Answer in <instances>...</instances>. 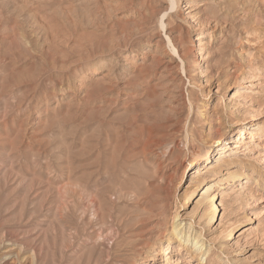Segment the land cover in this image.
Instances as JSON below:
<instances>
[{"label": "rangeland", "instance_id": "374dc122", "mask_svg": "<svg viewBox=\"0 0 264 264\" xmlns=\"http://www.w3.org/2000/svg\"><path fill=\"white\" fill-rule=\"evenodd\" d=\"M175 1L0 0V264H264V0Z\"/></svg>", "mask_w": 264, "mask_h": 264}, {"label": "bare ground", "instance_id": "6f19581e", "mask_svg": "<svg viewBox=\"0 0 264 264\" xmlns=\"http://www.w3.org/2000/svg\"><path fill=\"white\" fill-rule=\"evenodd\" d=\"M170 2L172 4V7H173V5L176 4L175 0H170ZM161 25L163 26V23H161ZM257 129L260 130L259 133L264 134V126L263 125H259L257 127ZM246 133H247V127L246 126L238 127L237 132H235L232 136H230L231 139L236 138V140H238L237 143H234V145L232 146V149L237 150L240 147V142L242 141V139ZM231 139L226 138V139H222L218 142L217 145H220L221 147L218 150V154H217L218 156L215 159V166H217L216 165L217 163H221V162L228 163V160H230V158L232 157L233 153L231 154V150L230 151L225 150L226 143L230 142ZM212 153H213V150H207L205 155H204V159L211 158ZM239 172H240V170H238L237 168L234 170H231L229 172H225V173H227L226 178H228V180H229V179H233L235 177H239L241 174H243V175L248 174L246 171H244V172L242 171L240 174H239ZM252 176H253V173L250 174V176H248L246 178L244 177V179H243L244 182H247L248 178L252 177ZM245 179H247V180H245ZM253 181H254L255 185L261 186V181H260L259 177H254ZM207 193H208V190H207V188H205V190L203 192H201L200 197L196 200L197 205H200L203 202H205V204L209 203V200H207L206 196H204ZM186 195H189V194H186ZM211 201H212V205H209V206L206 205L204 207V209L202 210V216L208 220L207 222H210L212 219H214L217 216V213H219V211H220L219 209H217L218 205L216 204V200H214V197L211 198ZM168 232L169 233H168V237L166 238V244H165V252L166 253H167V250H169L170 243L173 239H177V243L179 244V246L183 245L182 244L183 242H185V246L187 245V243H190L192 245V247L195 248V251H197V253H198V251L201 253L203 252L202 251L203 242L200 239V236H201L200 233H198V234L194 233L193 234L192 231L190 232V229L185 231V230H183V228H179V227L177 229L174 227L170 231L168 230ZM231 234H232V228L229 230V235H231ZM140 243H141V241H140ZM164 262H165V264L169 263L167 258H165Z\"/></svg>", "mask_w": 264, "mask_h": 264}]
</instances>
